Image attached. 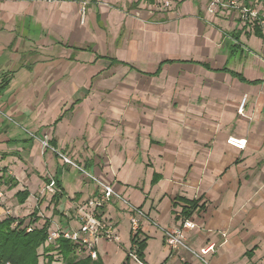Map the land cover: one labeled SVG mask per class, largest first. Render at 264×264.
Returning a JSON list of instances; mask_svg holds the SVG:
<instances>
[{"label":"crops","instance_id":"obj_1","mask_svg":"<svg viewBox=\"0 0 264 264\" xmlns=\"http://www.w3.org/2000/svg\"><path fill=\"white\" fill-rule=\"evenodd\" d=\"M210 4L0 0V178L7 169L19 182L9 189L0 180L6 207L19 218L39 207L38 228L50 219V231L75 229L78 208L102 193L42 149L47 136L70 159L82 152L78 166L146 213V264H203L165 242L164 231L186 219L195 225L186 232L191 247L216 245L210 264H264V38L238 13L209 14ZM75 173L70 194L65 178ZM47 179L62 185L56 207ZM182 199L199 200L188 218ZM120 204L98 212L120 237L100 239L103 264H126L133 246Z\"/></svg>","mask_w":264,"mask_h":264},{"label":"built area","instance_id":"obj_2","mask_svg":"<svg viewBox=\"0 0 264 264\" xmlns=\"http://www.w3.org/2000/svg\"><path fill=\"white\" fill-rule=\"evenodd\" d=\"M156 5L161 9H168L171 4L177 0H154ZM207 12L211 15H216L222 12H235L238 13L240 21L244 26L259 25L264 32V0H211V4L207 8ZM246 100V97H245ZM245 101L239 108L238 113L244 114ZM228 144L236 149L244 150L247 146L245 139L237 137H229ZM45 149H50L56 152L66 165L77 168L84 173L92 181L96 182L101 188L102 193L98 198H92L78 208V228H63L57 227L55 230L50 231L48 234L46 244H56L60 238L71 241L77 247V254L84 258H90L93 261L99 259L98 244L100 239L105 238L111 242H118L120 237L114 231V226L107 220L99 217V211L104 208L105 205L113 203L114 201H122L130 213V222L132 225L131 236L134 237L141 231L140 221L146 218V213L139 207L134 206L131 202L125 199L119 192H117L112 186L101 183L96 177L90 175L85 169L78 166L72 159L62 153H58L53 148L49 139L45 137L42 141ZM50 192L56 190L54 179L47 186ZM0 210L4 213V218L14 217L19 218L12 211L11 207H6V194L0 190ZM18 222L14 224L17 226ZM195 225L189 219L183 221V223L174 229L164 231V239L169 247L171 254H177L180 251H186L196 259L200 260L203 264H210L206 258L210 253H216V245L211 244L208 247L201 248L199 251L194 249L188 244L186 232L192 231ZM27 232H32L33 225H27ZM226 236L225 234L223 235ZM146 264L140 257L137 251V247L132 246L128 252V264Z\"/></svg>","mask_w":264,"mask_h":264},{"label":"trees","instance_id":"obj_3","mask_svg":"<svg viewBox=\"0 0 264 264\" xmlns=\"http://www.w3.org/2000/svg\"><path fill=\"white\" fill-rule=\"evenodd\" d=\"M20 1H35V0H20ZM49 1V0H48ZM155 2L154 0H149ZM255 35L260 38H264V34L259 25L255 26ZM227 71L226 68L223 69ZM238 76V75H237ZM242 78L241 76H239ZM7 86V83L0 84V92H2ZM3 175L0 178L1 183L8 185L9 189L18 186L19 182L16 178L7 174V169H2ZM49 185L51 181L47 179ZM55 188L57 189L52 197L51 202L58 206L64 194L62 191V185L60 181L54 179ZM30 196V192L25 189L19 191L16 194L18 202L24 204ZM188 206L183 210V216L188 218L191 216L194 209L197 208L199 200H185L182 199ZM40 206V203L39 205ZM39 207H36L32 214L24 218L14 217H1L0 216V264H40V249L43 250V254L47 257L49 263L55 262V255L59 258L56 261L62 262V264H103L100 259L93 261L90 258L79 259L77 254V247L74 243L64 238H60L56 244L47 245V238L51 227L50 219H47L45 224L38 228L35 223L39 221L38 217ZM58 211L54 209V215H57ZM29 221L27 222V220ZM18 222L17 226L14 224ZM27 225H33L32 232H27ZM141 232V231H140ZM140 232L131 238L132 245L137 248L139 257L144 259V250L146 249V239L141 240ZM126 264H128V259Z\"/></svg>","mask_w":264,"mask_h":264},{"label":"rangeland","instance_id":"obj_4","mask_svg":"<svg viewBox=\"0 0 264 264\" xmlns=\"http://www.w3.org/2000/svg\"><path fill=\"white\" fill-rule=\"evenodd\" d=\"M178 1V0H177ZM177 1H175L173 4H171L170 5V7H168V9H170V8H172L174 5H175V3L177 2ZM83 6H85V5H83ZM168 9H164V10H168ZM109 74V71L108 72H106L105 74H103L102 72H101V76H107ZM97 80H99V79H101V78H99L98 76H97V78H96ZM47 137V136H46ZM48 138V137H47ZM45 139V138H44ZM43 139V140H44ZM42 140V141H43ZM42 149H44L45 150V148L43 147V144H42ZM80 154V157H78V158H76V159H73L72 158V160L77 164L78 163V165H80V163L81 162H83V161H81V158H82V156H81V154H82V152H80L79 153ZM65 155V154H64ZM68 157V156H67ZM66 175V174H65ZM80 180L81 179V175H79V174H77V173H75L74 175L73 174H67L66 175V178H65V183H66V189L68 190V192H70V194H72L73 193V191H74V189H73V186H74V184H75V182L77 181V180ZM119 202H121V204L123 205L124 203L122 202V201H119ZM120 204V205H121ZM62 207H64L63 206V202H62ZM130 214V213H129ZM132 228V225H131V223H130V229ZM128 250H130V249H128ZM39 253H40V264H51V263H49L48 262V260H47V257H45L44 256V254H43V250L42 249H40V251H39ZM78 257H79V259H83L84 257L83 256H81V255H78ZM59 258L57 257V255H55V262L54 263H52V264H62V262H60V261H56V260H58Z\"/></svg>","mask_w":264,"mask_h":264}]
</instances>
